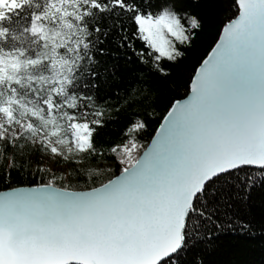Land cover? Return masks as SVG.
Wrapping results in <instances>:
<instances>
[{"label":"snow or ice","instance_id":"snow-or-ice-1","mask_svg":"<svg viewBox=\"0 0 264 264\" xmlns=\"http://www.w3.org/2000/svg\"><path fill=\"white\" fill-rule=\"evenodd\" d=\"M209 3L0 0V264H229L264 229V0Z\"/></svg>","mask_w":264,"mask_h":264},{"label":"trees","instance_id":"trees-1","mask_svg":"<svg viewBox=\"0 0 264 264\" xmlns=\"http://www.w3.org/2000/svg\"><path fill=\"white\" fill-rule=\"evenodd\" d=\"M201 4H207L205 11L208 13L209 18H219L223 16L224 13L218 11L219 7L223 5L213 6L209 3V0H201ZM17 18L8 24L9 28L19 30V25L16 22ZM215 35V26L206 30L200 40L196 42V47L193 49V54L195 56H200L208 48L209 44L212 41V38ZM179 91H183V88H180ZM158 111H159V106ZM157 126L156 121L152 120L150 123V130ZM147 135V134H146ZM257 225L253 233L248 235L247 238H240L238 235H230L225 237L220 243L222 248L220 249L217 258L228 261L229 264H264V229Z\"/></svg>","mask_w":264,"mask_h":264}]
</instances>
